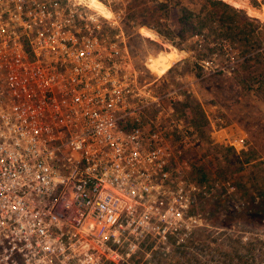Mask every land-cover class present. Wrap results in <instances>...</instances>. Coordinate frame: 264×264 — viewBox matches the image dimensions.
<instances>
[{"label": "built area", "instance_id": "built-area-1", "mask_svg": "<svg viewBox=\"0 0 264 264\" xmlns=\"http://www.w3.org/2000/svg\"><path fill=\"white\" fill-rule=\"evenodd\" d=\"M96 1L110 16L87 0H0V264H162L204 227L176 109L190 90L158 83L175 61L153 81L136 66L113 8L132 0ZM219 44L225 62L199 65L231 76L250 54ZM207 118L214 143L252 147Z\"/></svg>", "mask_w": 264, "mask_h": 264}, {"label": "rangeland", "instance_id": "rangeland-1", "mask_svg": "<svg viewBox=\"0 0 264 264\" xmlns=\"http://www.w3.org/2000/svg\"><path fill=\"white\" fill-rule=\"evenodd\" d=\"M223 1L241 10L246 17L244 20L251 24L250 28L254 29L251 45L264 44V23L261 21H264V13H261L264 11V0H242L247 4L245 7L233 6L226 0ZM87 2L95 6L101 5L96 0ZM132 2L133 0L128 6L117 2L113 4V8L121 26L127 30L128 48L136 66L144 72L145 79L153 81L157 75L167 70L159 64L161 60L150 64L151 72L148 71L144 64L149 58H156L161 53H181L183 56L180 61L172 57L168 63L170 65L173 61L176 62L158 82L161 88L175 84L176 78L181 77V82L190 90V94L185 97L197 100L207 116L229 125L235 135L244 131L251 146L264 159V65L260 60L253 64L243 62L244 55L251 54L249 49L253 46L239 43L234 32L227 31L226 39L231 41L237 57L244 59L238 63L231 76L204 72L199 65L201 60L214 56L215 64L225 62V52L219 44L225 40L223 36L207 38L203 34L201 49L197 46L198 39L193 36L180 45L176 9H171L160 22L166 25L161 28L163 34H168V37H164L156 33L153 26H141L127 19L133 11V7H130ZM100 8L105 11L102 5ZM142 30L150 36H153L150 31L156 33L159 42L144 36ZM217 32L221 30L218 29ZM168 54H162L161 59L171 58ZM189 130L186 129L184 135L187 139L186 156L190 163L189 178L195 187L193 211L204 227L196 231L188 246L164 257L162 264H264V206L259 201L256 203L248 198L249 194L252 196L256 192L253 191V186L264 184V174L260 177L263 172L258 174L254 167L243 170L227 148H216L209 140H202L197 133ZM198 160H201L198 165H203L206 169V184L198 183L201 181L197 173L200 166L193 168ZM243 176L250 180L252 186L246 183L249 188L247 195L241 187L240 178ZM227 180L234 186V191L230 194L224 187ZM254 200H257L256 196ZM247 201L251 202L248 204ZM253 204L258 206L255 210L252 208ZM243 233H247L249 241L242 240Z\"/></svg>", "mask_w": 264, "mask_h": 264}, {"label": "trees", "instance_id": "trees-1", "mask_svg": "<svg viewBox=\"0 0 264 264\" xmlns=\"http://www.w3.org/2000/svg\"><path fill=\"white\" fill-rule=\"evenodd\" d=\"M130 7H133V11L127 16L128 20L141 26H153L156 33L164 37H168V34H163L161 28H165L166 25L160 22L163 21V18L167 16L171 9H176V24L178 26L177 37L180 39V45L189 37L203 34L207 38L223 36V39L227 40V31L234 32L236 41L241 44L251 45L253 40L254 29L250 28L251 24L244 20L246 17L243 15L242 11L231 7L223 0H133ZM261 13H264V11ZM218 29L221 30V32H217ZM124 31L127 34V30L124 29ZM167 39L170 41L173 40L172 38ZM263 45L264 44L259 46L251 45L253 46L249 49L251 50V54L246 57L243 62L252 64L255 63V61L259 62L260 58L256 52ZM176 109L179 116L184 121L185 129H190L197 133L202 140H209L210 144L216 148H227L230 154L236 158V161L242 165L241 168H243V170L247 167H254L256 168L255 172L258 174H260L259 172H263L260 177L264 174V159L261 158L254 147H251L247 152L236 154L227 144L213 142L210 122L197 100L185 97L176 105ZM199 161L201 160L193 164V168L200 166L198 165ZM197 173L201 178V181H198L199 184L208 183L206 169L203 165L200 166ZM240 182L246 194L249 190L246 183L250 184V187H252L250 180L245 179L243 176L240 178ZM252 188L253 191L256 192L252 196L249 194L248 198L253 202L259 201L260 204L264 206V184L253 186ZM254 196H256L257 200H254ZM250 202L247 201L248 204ZM256 207H258L257 204L252 205L253 210H255Z\"/></svg>", "mask_w": 264, "mask_h": 264}, {"label": "bare ground", "instance_id": "bare-ground-1", "mask_svg": "<svg viewBox=\"0 0 264 264\" xmlns=\"http://www.w3.org/2000/svg\"><path fill=\"white\" fill-rule=\"evenodd\" d=\"M228 3H230L231 5H233V6H237V7H245V6H247V4H246V2L245 1H242V0H226ZM90 4V3H89ZM92 7H94V8H96L99 12H101L102 14H104L105 16H110V13L105 9V11L102 9V8H100V6H95V5H93V4H90ZM148 31H150V30H148ZM152 34H153V36H150L149 34H147L146 32H145V30H142V33H143V35L144 36H146V37H149V38H154V39H156V36H155V34L152 32V31H150ZM175 53L174 54H168V53H161L160 55H158L156 58H153V59H151L150 60V62H149V64H152V63H155V62H159V61H163L164 59H161V55L162 54H168L171 58H167L166 60H164L163 61V63L161 64V62L159 63L160 65H162V67H164L165 69L166 68H168L169 67V62H170V60L172 59V57H174L175 59H180V58H182V54L181 53H179V52H177V51H174ZM177 54H179V56L177 55ZM173 58V59H174ZM155 73H157V72H155ZM157 74H159V73H157ZM159 75H161V74H159Z\"/></svg>", "mask_w": 264, "mask_h": 264}, {"label": "crops", "instance_id": "crops-1", "mask_svg": "<svg viewBox=\"0 0 264 264\" xmlns=\"http://www.w3.org/2000/svg\"><path fill=\"white\" fill-rule=\"evenodd\" d=\"M184 55H187L186 53L182 52Z\"/></svg>", "mask_w": 264, "mask_h": 264}]
</instances>
